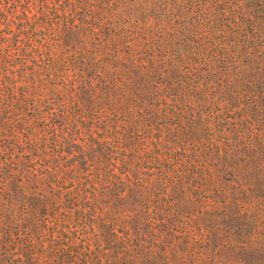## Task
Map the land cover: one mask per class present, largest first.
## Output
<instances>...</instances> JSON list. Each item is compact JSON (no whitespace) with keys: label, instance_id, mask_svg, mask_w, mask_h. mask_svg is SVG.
Wrapping results in <instances>:
<instances>
[{"label":"trees","instance_id":"16d2710c","mask_svg":"<svg viewBox=\"0 0 264 264\" xmlns=\"http://www.w3.org/2000/svg\"><path fill=\"white\" fill-rule=\"evenodd\" d=\"M241 154L264 159V0H0V264L87 260L130 233L73 211Z\"/></svg>","mask_w":264,"mask_h":264},{"label":"rangeland","instance_id":"374dc122","mask_svg":"<svg viewBox=\"0 0 264 264\" xmlns=\"http://www.w3.org/2000/svg\"><path fill=\"white\" fill-rule=\"evenodd\" d=\"M240 160H209L203 172L175 171L173 186L164 169L153 170L141 204L73 211V221L87 225L89 238L104 230L130 234L104 237L100 250L91 240L92 253L77 263L63 246L49 264H264V246L253 244L264 242V159L246 163L241 154Z\"/></svg>","mask_w":264,"mask_h":264}]
</instances>
